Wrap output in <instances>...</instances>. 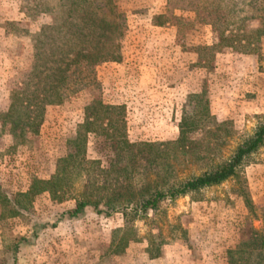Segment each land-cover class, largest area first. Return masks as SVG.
I'll use <instances>...</instances> for the list:
<instances>
[{
	"label": "rangeland",
	"instance_id": "rangeland-1",
	"mask_svg": "<svg viewBox=\"0 0 264 264\" xmlns=\"http://www.w3.org/2000/svg\"><path fill=\"white\" fill-rule=\"evenodd\" d=\"M126 1H117L118 11L127 10L128 32L121 46H141L142 42L137 39L138 26L133 21L144 14L138 8L125 7ZM48 2L51 0H0V114L8 110L11 90L24 89L28 84L33 62L30 36L51 23V17L39 13L37 6ZM142 3L146 5L148 2L143 0ZM239 9L240 12L233 15L228 26L205 25L192 12L174 11L178 20L174 25L179 32L177 39L169 46L185 49L201 47L207 43L203 38L206 34L203 26H211L220 39L219 45L211 47L215 48V52L230 47L232 54L225 58L222 72L214 71L209 76L189 66L181 74H164L161 81L158 80L160 75H157L149 91L151 96L159 93L163 97L159 104L142 105L134 101L127 105L129 114L127 112L126 125L130 143L176 141L182 117H186L190 123L193 116L200 114L194 103H188V96L192 95L190 89L193 84L198 86L207 79L214 86L223 84L225 95L211 103L208 95L202 93L206 104L200 105L199 109L202 108V116L207 117L202 118V126L188 131L187 139L198 143L205 138V145L216 152V155L210 154V164L213 165L231 157L254 134L264 121V26L259 12L252 10L247 1ZM26 10L33 14L26 13ZM10 23L17 24L18 28L9 26ZM207 49L206 46L202 47L204 51ZM215 52L202 55L206 62L204 67L214 58ZM111 68L109 64L97 68L101 93L90 88L74 94L62 105L46 107L38 134L30 135L24 144L14 146L7 131L0 135L2 191L8 196L24 193L33 179L48 180L54 174L57 159L68 153V141L84 122L85 109L100 98L109 104ZM157 82L163 89L158 88ZM178 82L184 87L182 104L178 103L180 96L174 89ZM132 92L135 91L131 89ZM153 108H158L160 112H151ZM262 111L263 114L260 113ZM86 157L100 161L101 169L108 168L111 153L102 135L88 136ZM138 163L139 170L146 168L148 174L143 181L136 178L135 195L148 197L153 194L156 185L161 184L160 179L156 176L155 168L143 161ZM173 164L178 182L198 176L204 170L203 163L197 162L195 154L181 156ZM237 172V177L221 185L190 193L174 201L163 200L154 211L142 212L133 204L126 210V217L123 213L99 215L92 208H87L78 218L68 219L66 213L74 208V201L57 203L47 193L36 196L29 211L22 212L20 217H2L4 212L0 208V264H17L18 248L37 240L47 241V246L38 249L40 252L43 250L42 254L50 249L55 258L59 257L57 246L60 248L61 245L58 242L63 241L64 255L78 261V264H126V251L130 247H134L129 252L132 260L141 264L143 249L148 257L153 258L178 246L190 249L193 261L211 254L213 264H226L227 251L234 249L240 240L253 230L259 231L262 226L259 212L264 208V144L243 161ZM100 181L103 180L100 178ZM85 189L86 183H79L75 187L76 194ZM245 199L255 209L254 212L250 211ZM100 209L104 210L101 206ZM134 210H137L136 213ZM116 230L122 231L117 239L127 237L129 240L121 255H112L109 249ZM34 251L37 250L26 252L27 256Z\"/></svg>",
	"mask_w": 264,
	"mask_h": 264
},
{
	"label": "trees",
	"instance_id": "trees-1",
	"mask_svg": "<svg viewBox=\"0 0 264 264\" xmlns=\"http://www.w3.org/2000/svg\"><path fill=\"white\" fill-rule=\"evenodd\" d=\"M165 1V12L154 17L155 25L176 24L178 20L174 11L178 10L194 13L205 25L228 26L229 20L247 1L252 10L259 12L264 26V0ZM38 5V12L48 14L51 23L30 36L33 62L28 84L24 89L11 90L8 110L0 114V135L7 131L14 146L24 144L30 135L38 134L46 107L62 105L74 94L90 88L101 93L97 68L120 58L122 40L128 32L127 16L117 10L114 0H51ZM26 13L33 14L28 10ZM9 26L18 28L13 23ZM210 52L214 53L215 48L203 50L200 60L204 59L203 54ZM188 97V103L198 107L200 116H193L190 123L182 117L178 139L163 143H130L125 106L105 104L101 98L94 100L85 109L84 122L68 141V153L57 159L55 172L48 180L33 179L26 192L11 196L0 189L2 217H20L22 212L29 211L33 199L43 193L57 203L74 201V208L66 213L68 219L78 218L87 208L99 215L123 213L126 217V210L133 204L142 212L154 211L163 200L174 201L237 177L243 161L264 144V121L231 157L212 165L210 154L216 155V152L205 145V138L198 143L187 139L188 131L202 126L207 117H203L202 108L199 109L200 105L206 104L205 97L202 94ZM90 134L102 135L111 153L106 169H101L100 161L86 157ZM193 154L197 162L203 163V172L178 182L173 163L181 156ZM138 161L155 168L160 179L161 184L156 185L148 197L135 195L136 178L143 181L148 174L146 168L139 170ZM81 182L86 183V189L76 194L75 187ZM245 203L251 212L255 211L248 200L245 199ZM259 216L261 229L253 230L234 249L228 250L226 264H264V208ZM120 232L113 233L109 245L112 255L123 254L128 246L127 237L117 239Z\"/></svg>",
	"mask_w": 264,
	"mask_h": 264
},
{
	"label": "crops",
	"instance_id": "crops-1",
	"mask_svg": "<svg viewBox=\"0 0 264 264\" xmlns=\"http://www.w3.org/2000/svg\"><path fill=\"white\" fill-rule=\"evenodd\" d=\"M118 0H114L115 6L118 9ZM126 1V0H122ZM148 3H142L143 0H133V2H125L128 8H138L140 9V17L135 18V24L138 26L136 32L138 33L137 39L142 42L141 46L137 47H122L120 49V58L114 62L104 63V66H112L110 80H111V91L108 99L109 104L113 105H125L126 108V119H127V105L132 104L134 101L138 103L145 104H159V101L163 97L159 93L151 94L150 88L153 87L154 79L157 75H160L158 80L167 75L169 72H175L181 74L186 71L189 66L192 70L196 72H204L208 76L210 73L222 72L224 64L226 62L225 58L232 54V49L222 48L215 52L214 58L207 63L204 67L201 64H205V60H200L202 47H211L220 44V39L217 34H214L211 26H203L206 30L203 38L207 43L201 47L195 46L190 49H185L184 47H172V41H175L178 36L179 29L171 23H165L162 25L154 24V17L164 14L166 1L165 0H146ZM121 12L127 13V10ZM177 13L175 12V15ZM177 16V15H176ZM179 16V15H178ZM196 17V16H195ZM198 22V21H197ZM128 24V22H127ZM198 25V24H197ZM196 25V26H197ZM199 27V26H198ZM159 42V43H157ZM164 44V46L158 45ZM249 57L248 59H252ZM228 59V58H227ZM208 65L210 67H208ZM201 81L200 85L193 84L190 89V94H202L205 92L211 103L216 102L215 100L219 97H223L224 86L220 84L219 86H214L211 81ZM158 88H162L160 82H157ZM166 85V89H167ZM164 88V89H165ZM183 85L181 82L175 84L174 89L178 91L180 98L178 103L182 104V90ZM102 89V87H101ZM134 90L135 92L131 94ZM170 89H173L170 87ZM215 90V91H214ZM177 93V92H176ZM105 97V96H104ZM215 99V100H214ZM103 101V100H102ZM177 102V101H175ZM222 102V101H221ZM105 103V102H104ZM146 110V109H145ZM144 110V111H145ZM149 110V107H148ZM159 109L153 108L151 112L157 113ZM160 112V110H159ZM263 114V111L260 112ZM48 242H41V240L33 241L28 243L25 247L18 248L19 252L16 255L17 264H78V261L71 260V258L64 255L62 249L63 241L58 243L61 245L58 247V253L56 257L52 254L51 250H46V253L42 254L43 250L40 252L38 247L47 246ZM49 247V246H48ZM132 247H130L131 249ZM146 248V247H143ZM175 248V249H174ZM169 251H165L160 254L157 258L148 257L145 249L142 250V263L141 264H213V256L210 254L208 257L203 256L196 260H192V251L184 246L174 247ZM233 248V247H232ZM37 250L30 256H27L29 250ZM48 249V248H47ZM130 249L126 251V264H136L132 260L130 255ZM134 249V247L132 248ZM139 250V249H138Z\"/></svg>",
	"mask_w": 264,
	"mask_h": 264
}]
</instances>
